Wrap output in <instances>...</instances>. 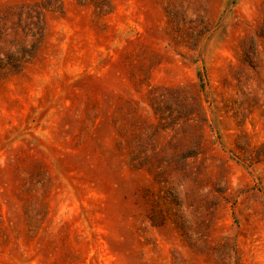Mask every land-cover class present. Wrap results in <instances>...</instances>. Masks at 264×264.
<instances>
[{
	"label": "rangeland",
	"instance_id": "obj_1",
	"mask_svg": "<svg viewBox=\"0 0 264 264\" xmlns=\"http://www.w3.org/2000/svg\"><path fill=\"white\" fill-rule=\"evenodd\" d=\"M40 2L0 0V264H264V0Z\"/></svg>",
	"mask_w": 264,
	"mask_h": 264
},
{
	"label": "trees",
	"instance_id": "obj_2",
	"mask_svg": "<svg viewBox=\"0 0 264 264\" xmlns=\"http://www.w3.org/2000/svg\"><path fill=\"white\" fill-rule=\"evenodd\" d=\"M59 2V0H56ZM108 0H94L95 6L98 8L99 11H102L103 8L106 6ZM50 6L49 0H41L40 3L37 4L36 7H38L37 15L41 13L43 10L48 9ZM11 64H13V61L11 60Z\"/></svg>",
	"mask_w": 264,
	"mask_h": 264
}]
</instances>
